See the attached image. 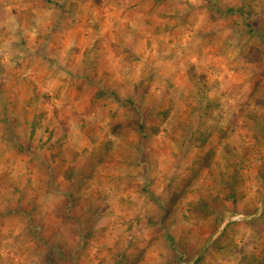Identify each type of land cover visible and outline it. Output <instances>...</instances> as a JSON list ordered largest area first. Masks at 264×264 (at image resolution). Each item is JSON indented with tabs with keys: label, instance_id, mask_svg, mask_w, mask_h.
Wrapping results in <instances>:
<instances>
[{
	"label": "rangeland",
	"instance_id": "1",
	"mask_svg": "<svg viewBox=\"0 0 264 264\" xmlns=\"http://www.w3.org/2000/svg\"><path fill=\"white\" fill-rule=\"evenodd\" d=\"M36 1H30L27 9L22 10L27 21L25 26L29 27L31 34L40 30L41 37L50 32L48 47L38 50L37 43L33 44V38L37 37L32 35L28 39L33 51L16 53L13 57L6 44L0 48V64L7 66V69L0 68V78H3L0 81V212L3 213L0 219V264H61L58 254L53 252L58 250L59 226L45 223L40 230L49 238L50 250L44 255L46 262H37L33 250L31 255L23 258L22 248L16 245L17 241L23 240V235L33 239L37 233L22 230V216L13 213V207L24 202L31 207H42L38 203L43 198L50 203L51 189L47 187L49 183L45 176L41 184L33 182L22 167L25 147L32 144L36 151L46 146L47 153H52V158L60 162L66 157L69 159L68 153L71 160L75 157L74 161L82 156L83 159L78 160L81 171L93 164L88 171H83L84 174L89 172L87 182L90 185L76 203L78 207L90 210L88 218L84 219L86 227L82 230L81 257L84 264H264V102L256 100L250 104L246 99H240L233 104L230 102L227 107L226 103L210 101L209 94L214 92L217 82L208 85V78H215L216 69L207 64L214 61L209 47L218 45L224 49L227 43L220 39L215 43L214 37L211 38L213 22L204 21L203 32L200 31L198 20L205 13L203 6L195 10L196 22L183 21L181 16L176 18L174 28L169 31L172 39L161 38V50L152 58L155 64L171 61L181 67L190 65L187 75L193 82L202 80L201 89L197 86L182 88V81L172 83L167 75H158L159 100L151 99L145 103L155 111L154 117L148 118L140 130L137 120L126 119L125 122H129L125 128L121 126L119 132H112L120 135L117 148L108 146L111 141H106L107 148H102L108 136L104 122L109 121V117L92 116L86 121L88 125L82 124L84 130L77 136L80 140L87 137V141H92L95 134H99L94 139L96 154L89 156L92 150L87 148L64 149L68 121L71 124L77 117L65 110L58 117L62 102L67 103V100L60 103L58 100L69 86L67 80L71 70L79 69L83 76H98L102 66L98 70L97 65L104 53L95 42L82 56L86 60L84 66L79 68L80 64L74 63L70 71L64 70L59 64L75 62L74 56L70 58L73 55L70 41L75 40L74 27L69 16H65L59 28L52 27L58 19V12L64 10V2ZM10 2L0 6V23L3 22L0 32L13 35L17 41L22 37L15 33L16 17L12 14L14 10L19 11V2ZM94 4L96 8L93 10L94 7L88 9L77 3L75 8L71 6V11L76 15L77 23L82 25L81 29L99 32L103 26L109 28V25L106 26L102 18L94 19V16H100L98 13L93 18L90 13L106 5L102 0H94ZM119 23L113 27L119 32L133 28L126 21ZM223 26L222 34H229V40L248 42V33L238 30L237 34L226 24ZM64 34L65 37L61 36ZM60 40H69L65 43L68 47H61ZM116 50L127 67L134 66L136 60L141 61L134 53L119 50V47ZM23 57L25 59H19ZM202 62L211 69L210 72H200L202 69L192 67ZM128 72L132 74L134 69H128ZM109 84L108 88L103 86L98 95L103 97L105 91L111 89L112 84ZM191 89L193 95H190ZM198 89L202 90V101L198 100L201 96ZM80 90L85 96L92 93L91 88L81 86ZM260 90L264 95V86L260 85ZM78 103V107L84 109V102ZM207 103H211L210 108L205 107ZM136 104L139 105L140 101ZM198 106L205 107L206 114H201V118L197 116L198 112L190 116ZM135 107L130 105L128 113H134L132 108ZM65 108L71 109L69 106ZM231 108L237 109V113L225 116L227 109ZM198 114L200 116V112ZM140 138L142 146H138ZM238 215L244 218L233 220ZM68 263L63 261V264Z\"/></svg>",
	"mask_w": 264,
	"mask_h": 264
},
{
	"label": "crops",
	"instance_id": "2",
	"mask_svg": "<svg viewBox=\"0 0 264 264\" xmlns=\"http://www.w3.org/2000/svg\"><path fill=\"white\" fill-rule=\"evenodd\" d=\"M15 1L19 2L17 4V6L19 5V11H15L12 8V11L14 10V14L12 15L16 17L14 21L15 24L12 25L16 27L15 33L17 36H21L22 38L16 41L13 35L0 32V48L6 44L7 51L13 57H15L16 53L17 55H19V53L21 55L31 50L33 51L28 39L33 37L32 35L37 37L33 38V44L36 45L37 43L39 46L37 48L38 50L41 51L42 48H47L51 33L48 32L41 37V33H39L40 30H36V34H31L29 27L25 26V22L27 21L22 13V10L25 11V9H27L26 6L30 1H33V3L37 1ZM75 1L76 0H63L64 6L62 5V8L64 10L58 12V19L55 20L54 25H52V27L55 26L57 28L58 26L59 28L65 16H69L68 19L71 20L75 32L73 34L75 40H73V42L70 41V47L73 49L71 51L73 55H70V58L73 59L74 56L75 62L71 61L68 64L63 63L59 65L66 71H70L74 63L80 64V68L81 65L86 64V60L82 58L83 54L85 51L92 49L95 42L98 44L100 52L102 51L104 53V56H101V59L102 57L103 59L100 61V64L97 65L98 70H100L102 66L101 72L99 71L98 74L96 73L98 76L95 74L83 76L84 74L80 73L79 69L78 71L71 70L70 73H68L69 78L67 81L71 87H66L64 90L67 91L64 92L63 90V93L60 94L58 102H65V100H67V103L63 104L62 102V108L59 111L58 117H60L62 115H60V113L65 110L70 111V114H74L77 118L76 121L71 124H69L68 121V129L65 131L67 135L64 136L66 138V142H64L65 150L67 148L78 150L82 147L83 149L87 148L92 150L93 153H89V156L96 154V146L94 145L96 142L94 139L99 134H95V138L92 139V141L91 139L87 141V137L81 140L77 137L78 133L84 130V125H88L87 122L92 116L109 117V121L105 120L106 122H104V125L107 124L106 128H104L108 136H106L104 147L102 148H107L106 141H108V143L111 141L110 144H108L110 148H117V141L120 135H114L112 132H119L121 126L125 128V124L132 118L138 121V129H143L146 120L150 117H154L155 112L152 107H148L150 104L145 106V103L151 99L159 100L160 91H158L157 88V81H159L158 75H163L164 77L167 75L172 83H174L175 80H177L178 84L182 81V88L189 89L192 87L193 81L191 77L187 75L191 68L190 65L188 68L186 65L185 67L183 65L182 67L184 68H182L179 65L177 66L171 63V61L157 62L155 64L152 58L154 56L157 57V54H159L161 50V38L166 37V40L172 39V36H169V31L174 28V21L176 18L181 16L183 21L196 22L195 10L198 6H203L202 9L207 13H204L202 19L198 20L199 25H201V27H199L200 31L203 32L201 29L204 21L206 23L213 22L211 25L212 30H210L211 34H213L211 38L214 37L215 43L219 39L227 43L224 49L218 45L209 47V51L214 54L215 62L211 60L209 63L207 62V64H211L216 69L214 71L215 78H208V85H211L214 81L217 82V86L215 85V89L213 90L214 92L208 93L209 98L221 104L224 103L222 105L226 103L227 107L230 106V102L239 101L240 99L244 101L246 99L250 104L256 100H260L262 103L264 102L263 90L258 91L260 85L264 86V0H102L106 6L104 8L99 7L97 12L95 10V12L91 11L90 13V16H92L90 18H93V15L98 13L100 16H94V19L99 20L102 18L104 23H107L106 26L109 25V28H104L102 22H100L101 29L102 26L103 29L99 32H90V30L81 29L82 25L77 23L76 15L71 11V6L75 8L77 3L86 6L88 9L94 7V10L96 8L94 0ZM10 3V0H0V6ZM206 5H211V7L208 8ZM51 9L52 8L48 10L51 12ZM87 20H89V17H87ZM34 21H36V19ZM125 21L128 26H133L131 30L127 28L123 33V31L119 32L113 28L117 22ZM7 22L11 23L12 20H7ZM219 23L221 24L220 26ZM0 24H3V22ZM223 24H226L227 28L232 32L235 31L236 33L237 31V34L238 30L248 33L249 36L246 37V42H248L245 43V41L240 40L236 43L229 40V34L223 36ZM119 25L123 26L124 24L119 23ZM164 26H166V28L161 30ZM188 31H190V29ZM61 36L65 37V34ZM8 39H11V42H9ZM68 41L69 40H62V45L60 44L61 47H68V44H65L66 42L68 43ZM198 42L200 43L201 40ZM108 43L109 46H107ZM171 45H173V43H171ZM117 47H119V50L136 54L141 61L136 60V63L132 66L133 68L131 65L127 67L122 56L118 55V52L116 53ZM251 47L257 49V52L261 56L256 62L246 60L245 54ZM37 49L34 50L37 51ZM62 52L65 54L63 49ZM230 54L232 56H230ZM150 55L151 59L148 60ZM28 62L29 60H27V63ZM192 67L195 69H202L200 72L204 70L208 72L211 71L210 68L208 69V67L205 66L204 62L194 66L192 65ZM0 68L7 69V66L0 64ZM118 68H121L120 71H118ZM128 69H134L133 75L130 72L127 74ZM1 80H3V78H0V81ZM108 82L112 84H109L111 85V89L105 91L106 94H104L105 96L103 95V97L101 96L102 94L98 95L103 86L108 88ZM74 84L76 85L75 89L73 88ZM81 86L84 89L91 88L92 93L85 96L84 91L82 93L80 90ZM83 95L85 99L82 97ZM107 99H109V101H105ZM81 100L84 102V109L82 110L78 107V102ZM137 101H140L139 105L136 104ZM130 105H136L135 108H132L134 111L132 114L128 113ZM66 106H69L71 109L66 110ZM173 112L172 115H174ZM236 113L237 109H227L225 116L231 117ZM182 115L183 118L186 117V114L183 113ZM197 116L199 117L198 113ZM79 118L82 119L80 122L78 121ZM126 119L129 121L125 122ZM14 131L15 129H13V132ZM141 140V138L139 141L137 140L138 143L140 142L138 146L143 145V141ZM25 148L23 154L26 155L22 158L23 170L27 172L31 181L40 184L42 181H45L43 180L45 176L47 183H49L47 187L51 189L48 195L51 204L47 203L43 198V200L38 203V206L42 207H31L25 202L17 208L16 206L13 207V213L22 216L23 220H20L22 230L29 229L37 233L33 239H28L23 235V240L17 241L18 244L16 245L22 248L23 258H26L28 254L31 255L30 252L33 250L36 255L34 258L37 262H46L47 260L44 255L50 250L47 245L49 238L48 236H43L40 230L45 223L46 225L59 226L61 229L60 235L59 239L56 240V243H58V250L55 249L53 251L58 254V262L61 264H63V261L69 262L68 264H84V259L81 257L82 243L84 240L82 230L86 227L84 219L86 220L88 218L90 210H84L78 207L76 203H78L80 197L84 196L83 192L85 191L83 190H86L90 185V183L87 182V178H90L88 177L89 172H86L88 174H84L83 171H88L87 168L90 166L92 168L93 164L85 166L86 169L81 171L78 160L80 158L83 159L82 156L74 161L73 158L75 159V157H73V154H71L73 157L71 160L68 153L69 159L66 157L63 162H60V160L58 161V159L52 158V153H47L48 148L46 149V146L42 148V152L36 151L33 144ZM85 156L86 155H84V157ZM61 164L63 165L61 166ZM86 194H89V192L87 191ZM44 204L45 210L42 211V209H44ZM2 216L3 213L0 212V219ZM92 227L95 229L94 224ZM9 228H11V226ZM51 240L53 239L51 238ZM51 240L49 243H52Z\"/></svg>",
	"mask_w": 264,
	"mask_h": 264
},
{
	"label": "trees",
	"instance_id": "3",
	"mask_svg": "<svg viewBox=\"0 0 264 264\" xmlns=\"http://www.w3.org/2000/svg\"><path fill=\"white\" fill-rule=\"evenodd\" d=\"M257 51H258L257 49H254L253 47H251L249 49V51L245 54L246 60L252 61V62L258 61L261 56H260V54ZM201 84H203L202 80L201 81H195V82H193L192 86H194V87L197 86V88L201 89V87H199V85H201ZM194 87H193V89H194ZM200 91H202V90L198 89L197 92L200 93V95H201ZM193 93H194V91H192V89H191L190 95H193ZM202 97H203L202 95L200 97H198V100L202 101V99H203ZM204 100H207V99L204 98ZM210 101H212V100L210 99ZM215 105H217V104L215 103ZM200 107L201 106H198V108L193 109L191 111V113H190V116L194 115V113H196V112H198V113L200 112L202 114V116L205 115L206 114L205 113V107L210 108L211 107V103H207V105L203 109L200 108ZM199 118H201V115L199 116Z\"/></svg>",
	"mask_w": 264,
	"mask_h": 264
},
{
	"label": "built area",
	"instance_id": "4",
	"mask_svg": "<svg viewBox=\"0 0 264 264\" xmlns=\"http://www.w3.org/2000/svg\"><path fill=\"white\" fill-rule=\"evenodd\" d=\"M243 218H244L243 215H238V216L233 217V220H242Z\"/></svg>",
	"mask_w": 264,
	"mask_h": 264
}]
</instances>
